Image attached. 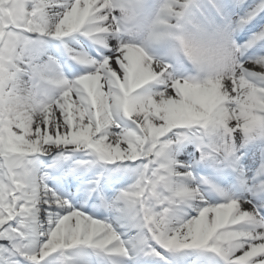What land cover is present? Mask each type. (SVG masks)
<instances>
[{
  "label": "snow or ice",
  "instance_id": "snow-or-ice-1",
  "mask_svg": "<svg viewBox=\"0 0 264 264\" xmlns=\"http://www.w3.org/2000/svg\"><path fill=\"white\" fill-rule=\"evenodd\" d=\"M0 264H264V0H0Z\"/></svg>",
  "mask_w": 264,
  "mask_h": 264
}]
</instances>
